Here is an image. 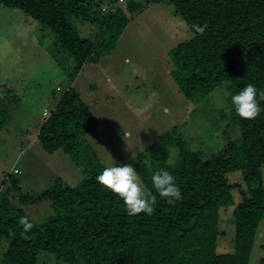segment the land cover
Masks as SVG:
<instances>
[{
    "label": "trees",
    "instance_id": "16d2710c",
    "mask_svg": "<svg viewBox=\"0 0 264 264\" xmlns=\"http://www.w3.org/2000/svg\"><path fill=\"white\" fill-rule=\"evenodd\" d=\"M92 1L0 3L49 27L77 72L111 55L130 17L144 6L171 4L189 37L170 50V75L189 101L219 88L238 95L232 122L239 135H226L224 147L208 158L193 151L177 128L162 135L133 162L146 188L137 195L90 143L98 120L70 88L43 122L38 141L46 152L67 154L84 178L72 188L56 183L38 198L18 188V205L11 190L0 192V244L7 246L0 264H41V252L67 264H249L264 218V0H131L100 19L95 40L82 37L76 24L98 14ZM11 121L0 92V133ZM170 148L177 152L173 159ZM235 172L242 181L231 183ZM43 201L53 210L48 218L34 220L22 208ZM233 206L234 251L220 253L221 210Z\"/></svg>",
    "mask_w": 264,
    "mask_h": 264
},
{
    "label": "rangeland",
    "instance_id": "374dc122",
    "mask_svg": "<svg viewBox=\"0 0 264 264\" xmlns=\"http://www.w3.org/2000/svg\"><path fill=\"white\" fill-rule=\"evenodd\" d=\"M129 1L93 0L98 14L92 16L94 21L76 22L81 36L95 40L100 19L119 7L125 9ZM174 10L167 2L144 6L130 17L111 55L88 62L77 72L49 27L0 3V92L12 113V121L0 133V192L11 190L9 196L18 205V188L38 198L56 183L72 188L83 180L81 168L67 154L46 152L38 141L43 122L70 88L80 93L98 120L88 135L90 143L124 187L137 195L146 188L133 162L156 146L162 135L177 128L204 158L224 147L226 135H239L232 122L238 95L219 88L200 102L189 101L170 75L169 52L189 37L187 24ZM170 150L173 159L177 152ZM262 171L264 178V165ZM228 177L231 183L242 181L238 172ZM233 194L238 204L240 193ZM234 207L221 210L220 253L234 251ZM22 208L37 221L53 215L48 201ZM6 247L0 244V261ZM262 258L264 218L249 264H261ZM39 262L67 264L47 252L39 254Z\"/></svg>",
    "mask_w": 264,
    "mask_h": 264
}]
</instances>
